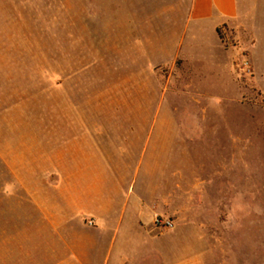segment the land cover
Masks as SVG:
<instances>
[{"label":"rangeland","instance_id":"rangeland-1","mask_svg":"<svg viewBox=\"0 0 264 264\" xmlns=\"http://www.w3.org/2000/svg\"><path fill=\"white\" fill-rule=\"evenodd\" d=\"M177 1L0 0V264H111L98 251L103 238L64 221L66 215L59 214L62 226L52 230L49 207L27 197L17 173L42 175L48 200L50 152L60 146L51 135L63 128L87 137L73 158L95 162L74 164L80 174L104 179L106 190L111 181L123 194L130 184L139 190L143 177L130 156L125 161L123 144L144 145L149 128L162 123L171 128L165 172L185 169V181L169 182L167 214L158 216L172 228L154 226L156 239L166 244L161 264H264V101L251 83L243 47L252 62L260 49L242 38L241 21L243 4L254 0H238V17L219 27L227 48L243 44L234 61L235 85L225 75L212 80L202 65L196 67L201 79L194 80L193 62L182 55L145 68L136 49L123 47L131 31L152 29L159 43L176 33L183 15ZM203 23L211 42L210 22ZM195 25L192 20L183 48ZM155 50L148 62L165 61L166 53ZM204 56L209 64L210 54ZM220 61L230 63L229 53ZM206 91L221 102H211ZM203 110L218 112L200 119ZM201 120L198 141L193 131ZM231 160L232 187L226 180ZM124 165L129 170L119 175ZM82 240L94 244L92 261L72 260L73 246Z\"/></svg>","mask_w":264,"mask_h":264},{"label":"crops","instance_id":"crops-1","mask_svg":"<svg viewBox=\"0 0 264 264\" xmlns=\"http://www.w3.org/2000/svg\"><path fill=\"white\" fill-rule=\"evenodd\" d=\"M176 5L183 6V15L180 24L176 26V33L165 37V40L159 43V41L153 39L154 32L152 29L131 31V36L127 38V41H123V47L129 45L131 49H136L144 59L145 68L153 69L157 66L172 64L178 56L182 55L184 59L193 62L194 80L195 78L197 80L201 79L202 74L197 71L196 67L202 65V67L206 66L209 69L212 80L222 79L225 75L234 84V61L243 44L225 48L219 39L217 29L223 24L229 27L238 17V0H178ZM192 20L196 22L193 28L194 38L190 45L183 48V39ZM207 21L210 22L211 33L214 34V39L211 42L207 39V32L203 23ZM241 21L244 32L242 38L247 36L250 43L253 46L258 44L260 49L258 61L252 62L249 58V50L243 47L247 52L251 83L264 101V88H262V86L264 87V0L244 3ZM160 45L161 50L158 49ZM235 47H237V54L233 53ZM153 50L156 53H166V60L157 59L149 63L147 55L151 54ZM225 53H229L230 63L224 65L220 61V56ZM206 54H210L209 64L204 59ZM193 55H198L199 61L196 63L199 65L191 59ZM204 60L206 62H203ZM255 81L258 86L255 85ZM204 93H208L211 102H221L216 94L208 91ZM209 112L212 114L218 111L203 110L199 113L200 117L199 115L196 116L197 120L198 117L200 119L207 118ZM200 122L196 121L194 128L197 129L193 131L194 138L195 140L199 138L198 141H201V135L204 131V127L201 125L202 120ZM186 128L185 131L193 137L192 132H188ZM209 129L211 133L217 131L216 127L213 126ZM65 130L63 128L57 129L55 134L53 130L51 135L52 142L60 146L50 152L49 163L51 168L48 176L49 180L47 181L50 194L48 200H46L45 194L42 193V175L34 174L31 179L27 175L26 169L18 171V181L25 189L27 197L32 198L40 207L42 204L49 207L46 211L49 213L50 228L52 230L58 232L61 228L62 224L60 223L63 221H60L59 214H63L66 215L63 218L64 221L70 219L84 231L96 233L97 240L103 238V242L100 241L101 249L98 250L102 256L105 255L103 261L111 259V264H161L166 244L165 241L156 239L153 221L155 216L167 214L169 182L185 181V169L183 173L177 171L172 176L165 172L164 167L169 160L168 154L171 143L170 126L168 124L164 126L163 123L157 127L155 125L151 126L144 145L137 143L123 144L122 150L128 152L125 161L127 162L131 158L134 160L135 174L141 173L144 181L139 190H134V187L131 189L130 184L126 194H123L119 189L117 182L113 183L114 181H111L112 184L106 190L104 179L87 177L80 174L77 168H74L79 163L88 165L89 162L93 163L95 161L87 158L79 161L73 158V152L83 149L87 137L83 132L78 133L82 134L80 136H74L76 133L72 134L70 131ZM232 140L233 137L231 143ZM63 150L66 159L65 156L63 157V153L59 152ZM129 151H133V154ZM129 156L131 158H128ZM3 158L6 159L5 153ZM33 162H35V158ZM22 163L24 166L27 165L25 161ZM124 166L126 169L120 170L119 175L129 170L127 165ZM232 172L233 161L231 160L229 164L226 162V180L231 182V187ZM117 180L121 182L124 181V178L122 179L120 176ZM43 199H45L44 202ZM4 210L3 208V214H6V210L5 212ZM89 222L92 224L89 225ZM85 241L87 240L79 241L77 245L73 246L72 260L85 262L89 259V261H92L93 253L89 254L88 251L90 247H94V244H86ZM79 246L81 253H79ZM106 246L105 250L104 247Z\"/></svg>","mask_w":264,"mask_h":264},{"label":"built area","instance_id":"built-area-1","mask_svg":"<svg viewBox=\"0 0 264 264\" xmlns=\"http://www.w3.org/2000/svg\"><path fill=\"white\" fill-rule=\"evenodd\" d=\"M92 223L89 222V225H91ZM153 224L155 227L157 228H164V229H169L172 228V223L167 220V219H161L158 216H155Z\"/></svg>","mask_w":264,"mask_h":264},{"label":"trees","instance_id":"trees-1","mask_svg":"<svg viewBox=\"0 0 264 264\" xmlns=\"http://www.w3.org/2000/svg\"><path fill=\"white\" fill-rule=\"evenodd\" d=\"M225 26H226L225 24L222 25V27H225ZM217 33H218V36H219L220 41L223 43V46L225 48H227L228 45L225 43L224 38L220 35V28L217 29Z\"/></svg>","mask_w":264,"mask_h":264}]
</instances>
